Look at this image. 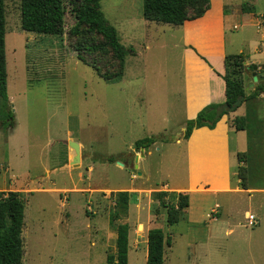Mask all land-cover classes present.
<instances>
[{"label": "rangeland", "instance_id": "1", "mask_svg": "<svg viewBox=\"0 0 264 264\" xmlns=\"http://www.w3.org/2000/svg\"><path fill=\"white\" fill-rule=\"evenodd\" d=\"M228 1L239 10L253 6L251 0ZM3 4L8 101L0 96V189L19 192L24 203L21 264H86V259L90 264H107L106 255L113 253L104 245L113 195L106 190L71 189L185 185L184 141L171 143L179 129L173 122L180 114L151 110L145 102L146 92L156 94L155 86L165 77L157 68L171 56L172 41L178 40L181 27L155 22H148V27L142 17L143 0H100L127 50L122 78L106 81L70 48L69 8L64 32L58 36L24 31L20 0ZM261 6L258 10L253 6L254 12L263 14L264 3ZM258 16L264 22V15ZM232 21L242 25L241 34L258 39L260 31L249 16L239 14ZM242 51L249 53L247 47ZM159 132L167 135L165 140L157 136L155 145L125 155L136 140ZM70 136L83 144V161L68 166ZM263 138L264 131L259 140ZM141 153L135 167L133 158ZM62 187L70 190H54ZM156 192H151L153 198ZM205 196L194 203L198 225L186 219L167 225L163 213L161 229L172 239L164 264H264V192L232 190ZM246 210L257 216L258 224H248Z\"/></svg>", "mask_w": 264, "mask_h": 264}, {"label": "crops", "instance_id": "2", "mask_svg": "<svg viewBox=\"0 0 264 264\" xmlns=\"http://www.w3.org/2000/svg\"><path fill=\"white\" fill-rule=\"evenodd\" d=\"M251 1L256 9L253 6L252 8L255 10L262 7L261 4L264 3V0ZM238 7L236 3L228 0H210L209 8L198 18L186 20L181 25L159 23L181 27V32L178 40L172 41L171 56L167 59L165 66L160 65L157 68L161 74H165L164 79L158 82L157 87L155 86L157 93L147 91L145 102L151 110L170 111L171 113L176 111L180 114L177 117L179 119L173 122L178 125L179 129H177L175 137L171 138V143L180 145L184 141L182 154L185 157V185L172 187L166 182L161 187L149 188L131 186L100 189L73 187L71 189L79 192L88 190L105 192L106 190L108 195H113L119 190L129 192L127 213L115 220L114 224L108 225L107 240L104 244L106 248L111 247L114 253L117 236L115 222L127 223L129 230L126 264H146L147 232L151 228H161L163 213L166 211L160 205L159 200L153 198L151 192L163 190L188 193V205L177 222L186 219L193 225L201 223L199 216L194 215L197 212V205L194 203H198L197 198L205 199L207 193H229L232 190H241L246 193L264 192V138L259 140L260 133L264 131V92L243 101L232 112L223 114L213 128L207 126L194 128L187 139L183 138L186 120L194 118L197 112L207 104L224 103L225 81L222 75L225 72L224 59L226 55L243 53V47H247L249 53L245 55V64H256L259 70L264 68V22L258 16L264 15V13H255V10L254 13L245 12L239 10ZM239 14L249 16L256 21L254 24L256 31L257 33L260 31L259 36L256 37L258 39H254L252 36L248 38L246 33L241 34L240 27L242 25L232 21ZM144 21L147 22L148 27H150L148 22H154L146 19ZM148 47L149 45L146 48ZM169 61L172 63L171 65ZM249 82H251V78H246L245 91L247 93L254 88L247 87ZM236 116L246 117L245 129H235L232 120ZM171 117L173 118V115ZM157 136H161V139L165 140L167 135L159 132L155 137L157 138ZM70 138L72 137L70 136L67 140L74 139ZM156 142L157 140L151 145H155ZM78 143L83 149V144L80 141ZM134 148L131 147L125 155L127 157L131 155ZM145 149L143 148V151ZM238 152H245L244 165L248 171L247 188L240 186V179L237 176ZM147 153L150 154L151 150H147ZM73 155L74 152L70 151L68 146L66 165L70 166L69 162ZM136 157L133 158V163L135 167H138V162L143 158V155H140L137 160ZM92 169L93 167L89 166V171ZM138 175H141V172H138ZM232 178L234 186H231ZM54 190L61 192L70 189L62 187ZM148 190L152 191L147 193ZM112 204H114V200ZM98 205L101 206V204ZM146 209V214L143 215V211ZM210 210L214 214H219L217 209ZM133 211L135 217H133ZM249 214L256 217V224H258L259 219L249 210L245 211L246 220ZM203 215L202 211L200 216L203 217ZM205 215L209 219L213 217L209 213ZM169 237L170 243L165 244L163 249V264L166 262L167 251L170 250L172 244L171 236ZM105 254L107 253L105 252ZM85 263L90 264V259H86Z\"/></svg>", "mask_w": 264, "mask_h": 264}, {"label": "trees", "instance_id": "3", "mask_svg": "<svg viewBox=\"0 0 264 264\" xmlns=\"http://www.w3.org/2000/svg\"><path fill=\"white\" fill-rule=\"evenodd\" d=\"M210 6V0H143L142 17L148 21L181 25L186 20L202 16ZM69 8L73 19L68 28L70 48L83 63L92 66L97 74L106 81H118L124 72L126 48L120 42L116 28L110 24L101 10L100 0H20V27L27 32L37 34L62 35L64 32L65 12ZM245 12H253L254 8L242 6ZM225 101L233 102L243 95V101L252 99L264 92V68L258 69L256 64H245L243 53L228 54L224 59ZM256 72L263 80L256 84L250 92L245 91L246 71ZM6 56H5V18L4 4L0 0V96L8 101L6 89ZM241 102V103H242ZM222 103H210L199 110L194 118L186 120L183 138L187 139L194 128L207 126L213 128L224 112L214 119V110ZM12 113H10V116ZM236 130L246 127V117L236 116L232 120ZM155 136L144 137L134 142L136 149L148 148L156 141ZM107 161H113L107 157ZM239 166L237 176L240 186L247 188L248 171L245 152L237 153ZM114 210L110 214L111 223L125 215L128 210L129 192L119 190L113 194ZM165 197L168 200H165ZM165 208L167 225L176 223L188 205V193L166 192L155 193ZM117 236L115 252L107 254V264H126L128 247L127 223L115 224ZM24 203L19 192L0 190V264H21L23 248ZM170 243L161 228H151L147 232L146 264H163V249Z\"/></svg>", "mask_w": 264, "mask_h": 264}, {"label": "water", "instance_id": "4", "mask_svg": "<svg viewBox=\"0 0 264 264\" xmlns=\"http://www.w3.org/2000/svg\"><path fill=\"white\" fill-rule=\"evenodd\" d=\"M246 75L251 78V82H249L247 87H254L256 84L260 83L263 80V76L257 75L256 72L246 71ZM243 95L238 96L233 102L229 103H222L217 108H215L214 112V119H217L221 114L224 112L229 113L235 110L242 102ZM67 144L69 147L73 149L74 155L70 161L71 164L75 165L77 162L80 161L81 158V147L80 144L75 140H67ZM141 151H143V148H140ZM143 155V153H141ZM137 160V157H136ZM118 164L123 166L124 164L122 162L118 161Z\"/></svg>", "mask_w": 264, "mask_h": 264}, {"label": "built area", "instance_id": "5", "mask_svg": "<svg viewBox=\"0 0 264 264\" xmlns=\"http://www.w3.org/2000/svg\"><path fill=\"white\" fill-rule=\"evenodd\" d=\"M247 220H248V223L250 225H253V224L257 223L256 217L254 215H252V214L247 215Z\"/></svg>", "mask_w": 264, "mask_h": 264}]
</instances>
